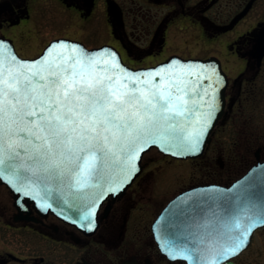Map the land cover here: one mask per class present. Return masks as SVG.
<instances>
[{
  "label": "snow or ice",
  "instance_id": "1",
  "mask_svg": "<svg viewBox=\"0 0 264 264\" xmlns=\"http://www.w3.org/2000/svg\"><path fill=\"white\" fill-rule=\"evenodd\" d=\"M223 84L214 64L173 60L133 71L108 48L66 40L29 60L0 39V180L44 210L59 193L91 230L100 201L132 182L146 150H202ZM257 186L264 169L176 202L157 225L163 251L186 264H232L264 226Z\"/></svg>",
  "mask_w": 264,
  "mask_h": 264
},
{
  "label": "flooded vegetation",
  "instance_id": "2",
  "mask_svg": "<svg viewBox=\"0 0 264 264\" xmlns=\"http://www.w3.org/2000/svg\"><path fill=\"white\" fill-rule=\"evenodd\" d=\"M189 33L195 50L186 47ZM0 39L23 59L66 40L110 46L134 69L174 56L216 58L227 76L225 108L204 152L180 160L150 150L141 174L101 205L91 230L17 206L0 181V264H186L160 250L154 225L163 210L184 192L231 187L264 164V0H0ZM165 162L196 163L200 177L171 192L177 171L154 167Z\"/></svg>",
  "mask_w": 264,
  "mask_h": 264
},
{
  "label": "water",
  "instance_id": "3",
  "mask_svg": "<svg viewBox=\"0 0 264 264\" xmlns=\"http://www.w3.org/2000/svg\"><path fill=\"white\" fill-rule=\"evenodd\" d=\"M71 43H77V42H71ZM79 44L82 45L83 47H85L86 49H88L89 51L101 50V49H104V48H108V49H110L112 52H114V53L120 58V61L124 64V62H123V60L121 59V57H120V55L118 54V52H117L114 48H112V47L104 46V47H100V48L89 49V48H87L85 45H83V44H81V43H79ZM11 45H12V44H11ZM50 45H51V44H50ZM50 45H49L48 47H50ZM12 46H13V45H12ZM48 47H47V48H48ZM46 50H47V49H46ZM46 50H45V52H46ZM45 52H44L42 55H44ZM42 55H41V56H42ZM173 60H179V61H183V62H185V63H191V64H197V63H208V64H214V65H216V66L220 69V71H221V73H222V75H223V77H224V84H223V87L220 89V93H219V95H220V108H219V110H218V112H217V114H216V119H215V121H214V123H213V126L209 129L208 135H207V137L205 138V141H204V144H203L202 150H201L199 153H189V154H187V155H176L175 153L165 152V151L161 150L158 146H155V145H154V146H152L150 149L146 150L144 153L141 154V159H140V161H139L140 166H141V171H142V169H143V166H142L143 156H144L148 151H150V150L153 149V148L158 149L161 153H163V154L166 155V156H171V157H173V158H177V159L196 158V157H198L199 155H201L202 152L204 151V149H205L207 143L210 141L209 137H210V135L212 134V132H213L215 126L217 125L218 121H219L220 118L222 117V114H223V111H224V108H225V89H226V86H227V76H226L225 72L223 71L220 62H219L216 58H210V59H207V60H202V59H183V58H180V57H177V56H176V57H172V58H170V59L167 60L166 62H164V63H162V64H159V65H157V66H155V67H151V68H141V69H133V68L128 67V66L125 65V64H124V65H125L128 69L133 70V71H151V70L156 69V68H159V67H161V66H163V65H165V64H168V63H170V62L173 61ZM178 66H179V65H173V68L178 67ZM254 169H256V170L259 172V170L264 169V164H261V165L257 166V167L254 168ZM141 171L138 172V173L135 175V177H134V179L132 180L131 183L127 184L123 189H121V191H120V193H119L118 195L109 193V194H107V195H106V196L100 201V204H99V206H98V208H97V210H96V212H95V214H94L95 224H96V219H97L98 211H99L101 205L103 204V202L106 201L109 197H112L113 199H116L117 197L123 195V194L125 193V191L127 190V188H128V187L133 183V181L139 176V174L141 173ZM252 172H253V170H251L246 176H244L242 179H240L239 181H237L236 183H234V184H233L231 187H229V188L220 187V186H216V187L219 188V189H225V190H227V189H231V188H232L234 185H236L237 183H239V182H241V181H244V179H245L246 177H248L250 174H252ZM0 181L2 182V184L6 185V186L11 190V192L14 194V196H15V200H16V205H17V206H20V205H21V203L18 202V198H19V199L23 200L24 204H33L34 207H35V209H36L39 213H41V214H44V215H45V214L52 213V214H54V215L60 217L61 219L65 220V221H67V222H69V223H71V224H74V225H76V226H78V227H80V228H83V227L80 226L81 223H86V221H84V220L82 219V210H77L76 208H73L70 204L65 203L64 199L60 196L59 193H54V194L52 195V197L50 198V202L52 203V207H51V208H48L47 210H44V208H42V207L40 206V204L38 203L37 200H35V199H33V198H30V197H24V196H22V194L14 192V190H12V189L10 188V186H9L7 183L3 182L2 180H0ZM211 190H212V186H209V187H200V188H195V189L189 190V191L184 192V193L180 194L179 196H177L174 200H172V201L168 204V206L165 208V210L162 212V214L159 216L158 220L156 221V223H155V225H154V230H155L156 234H157V225L160 223V221H161V217H166V216L168 215V211H169V209H170V208H171L176 202H178V201H182V200H186V199L189 198V196H198V195L201 194L202 192H207V191H211ZM253 192H254V194H255V197H256L257 201L264 200V187L257 186L255 189H253ZM262 227H264V226H261V227H259V228H262ZM259 228H258V229H259ZM256 230H257V229H256ZM256 230H255V231H256ZM156 237H157L158 242L160 243V250H161V252H162L164 255H166L169 259H171V258L169 257V255L166 254V253L163 251V249H162V247H161V239H160V237H158L157 235H156ZM252 238H253V237H252ZM251 241H252V239H251ZM238 256H239V255H238ZM238 256H236V257H238ZM236 257H234V258H236ZM234 258H232V264H236V263L234 262ZM171 260H173V259H171Z\"/></svg>",
  "mask_w": 264,
  "mask_h": 264
},
{
  "label": "rangeland",
  "instance_id": "4",
  "mask_svg": "<svg viewBox=\"0 0 264 264\" xmlns=\"http://www.w3.org/2000/svg\"><path fill=\"white\" fill-rule=\"evenodd\" d=\"M198 45L199 43L195 41V36L190 35L189 33L187 36V49L189 48L195 50ZM165 163L166 164L158 163L154 167L158 169L159 174H167L172 168L177 171L176 174L178 180H173L170 182L172 185L171 192L178 189L179 186L198 180L200 177L199 168L197 167L196 163H180L178 167V164H174L176 166H171L168 164V162ZM173 177H175V173L171 172L165 181H170L173 179ZM235 262L237 264H264V228L258 230L255 233L251 245L245 252L235 259Z\"/></svg>",
  "mask_w": 264,
  "mask_h": 264
}]
</instances>
